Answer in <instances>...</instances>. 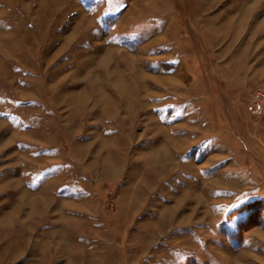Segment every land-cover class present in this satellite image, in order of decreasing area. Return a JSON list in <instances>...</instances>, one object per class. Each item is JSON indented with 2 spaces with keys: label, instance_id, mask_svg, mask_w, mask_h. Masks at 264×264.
Wrapping results in <instances>:
<instances>
[{
  "label": "rangeland",
  "instance_id": "rangeland-1",
  "mask_svg": "<svg viewBox=\"0 0 264 264\" xmlns=\"http://www.w3.org/2000/svg\"><path fill=\"white\" fill-rule=\"evenodd\" d=\"M259 89L264 0H0V264L264 263Z\"/></svg>",
  "mask_w": 264,
  "mask_h": 264
},
{
  "label": "crops",
  "instance_id": "crops-1",
  "mask_svg": "<svg viewBox=\"0 0 264 264\" xmlns=\"http://www.w3.org/2000/svg\"><path fill=\"white\" fill-rule=\"evenodd\" d=\"M252 201L245 202V203L246 204L247 203H251ZM245 221H246V217H245ZM254 228L260 229V232H258V236L253 235L254 233L252 232L253 233L252 234L251 231H250V234H248V235L246 234L244 236V237H246L244 242L241 241L240 238L236 237L237 244L240 245V243L243 242V243H248L249 245H253V246L254 245L255 246H263L264 245V225H253L252 227H250V229H246V230H252L253 231ZM249 238H250V240H249ZM261 251H263L262 254H264V250H261ZM259 258H261L262 262H264V256H259ZM262 264H264V263H262Z\"/></svg>",
  "mask_w": 264,
  "mask_h": 264
},
{
  "label": "built area",
  "instance_id": "built-area-1",
  "mask_svg": "<svg viewBox=\"0 0 264 264\" xmlns=\"http://www.w3.org/2000/svg\"><path fill=\"white\" fill-rule=\"evenodd\" d=\"M247 109L254 115H260L264 111V89L255 91L251 102L247 104Z\"/></svg>",
  "mask_w": 264,
  "mask_h": 264
}]
</instances>
